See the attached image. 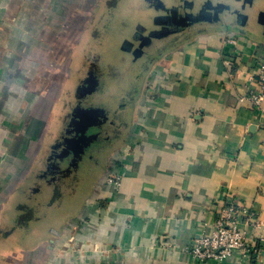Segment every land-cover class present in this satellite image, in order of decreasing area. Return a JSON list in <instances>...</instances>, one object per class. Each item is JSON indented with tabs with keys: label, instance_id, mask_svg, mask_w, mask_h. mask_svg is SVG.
Masks as SVG:
<instances>
[{
	"label": "crops",
	"instance_id": "obj_1",
	"mask_svg": "<svg viewBox=\"0 0 264 264\" xmlns=\"http://www.w3.org/2000/svg\"><path fill=\"white\" fill-rule=\"evenodd\" d=\"M28 1L0 0V264H196L188 247L228 199L264 222V109L244 100L264 58V0H136L152 23L190 16L198 25L205 3L235 9L227 24L135 61L112 41L114 0L71 91L59 68L75 71V42L61 45L49 21L37 24L53 12L45 0L34 11ZM113 175L119 187L107 184ZM256 235L248 260L206 264H264Z\"/></svg>",
	"mask_w": 264,
	"mask_h": 264
},
{
	"label": "rangeland",
	"instance_id": "obj_2",
	"mask_svg": "<svg viewBox=\"0 0 264 264\" xmlns=\"http://www.w3.org/2000/svg\"><path fill=\"white\" fill-rule=\"evenodd\" d=\"M169 0H167L168 3ZM261 1V0H260ZM35 2L28 1L26 8L34 11L35 9ZM141 4L142 1H140ZM115 6L114 0H45L43 2V8L48 10H53L51 12V16H47V14L41 15V19L37 18V24L43 25L49 21V25L51 28H55L56 34L59 38H62L61 45L66 42L64 45L66 46L67 43L75 42V55L73 58L72 67H75V71L73 72V68L68 66L64 63L59 68V76H72L71 83L67 90L71 91L72 86L78 83L79 78L84 75L85 70L87 69V65L90 63L87 61L83 65V54L86 51H89L91 48L92 54L95 55V43L93 41L94 36L99 35L101 30H98L97 27L100 24L108 23L109 16L111 15V9ZM200 10L205 13V16H197L200 19H204V22L199 23L198 25L193 23L187 27H181L177 29L169 30L162 26V23L159 19L152 23L149 19L143 20L141 14V9L138 1L136 0H119L116 6V9L113 13L115 18L111 23L114 25L121 26V30L119 32L111 35H114L112 41H114V46L117 48L116 51L119 56H125L128 58L129 61H135L136 56L140 55L145 58L147 54L151 53L152 50L160 51L164 48H167L172 45L173 42L178 40L179 38H183L190 33L191 30L201 29L203 27H208L212 25H223L224 23L227 24V12L230 10H234L235 8L228 9L226 5L218 4L215 6L212 4L205 3L203 4ZM213 9H215V16L208 15ZM152 10V9H151ZM171 11L177 13L178 11L175 8H172ZM109 14V16L107 15ZM138 15V16H137ZM38 17V16H37ZM19 21V17H13V20ZM177 19V18H175ZM197 19V18H196ZM159 20V21H158ZM22 21L25 23L26 18L23 17ZM126 21V23H125ZM14 22V21H12ZM230 22V21H228ZM33 24H36L33 22ZM130 25V27H129ZM129 27V28H122V27ZM111 24L109 26V29ZM98 30V31H96ZM146 32H143V31ZM55 33V32H54ZM108 35V34H107ZM91 37V39H90ZM19 40V38H16ZM60 48V64L63 63L64 59L66 62L67 53L66 48L63 46ZM150 49V50H149ZM140 65V64H138ZM84 66V68H83ZM142 66V64H141ZM84 69V70H83ZM93 72V70H92ZM90 74H87L89 76ZM96 78V86L98 87V78ZM63 83V80L60 81V84ZM94 84V83H93ZM76 86V85H75ZM93 88L94 85L92 86ZM78 89V86H77ZM67 95V94H66ZM75 97V93H74ZM106 101L109 102V97L105 98ZM94 102V101H93ZM111 103V102H110ZM109 103V104H110ZM94 105V104H93ZM73 108V106L71 107ZM99 120V119H98ZM64 123V121H63ZM44 164V163H43ZM89 185V184H88ZM43 193L40 197V201H44L47 197V190L48 186H43ZM50 189V188H49ZM57 189V188H56ZM82 191L78 193L75 197L76 204L82 201ZM54 201V200H53ZM56 201V199H55ZM59 201V200H58ZM33 203L35 200L33 199ZM57 205V203L55 202ZM55 205V206H56ZM64 206L59 210L60 214L63 210ZM57 209H52V212L56 211ZM46 212V211H45ZM51 211H49L50 214ZM64 213V212H63ZM55 214L50 215L52 218ZM42 215L40 214L39 217L42 219ZM44 217V215H43ZM41 229L37 228L34 232L35 235H38Z\"/></svg>",
	"mask_w": 264,
	"mask_h": 264
},
{
	"label": "built area",
	"instance_id": "obj_3",
	"mask_svg": "<svg viewBox=\"0 0 264 264\" xmlns=\"http://www.w3.org/2000/svg\"><path fill=\"white\" fill-rule=\"evenodd\" d=\"M226 42L233 46L238 45L237 39L231 34L227 36ZM225 64L230 65L231 61L226 60ZM250 76L257 90L251 89L244 100L252 108L264 109V58L262 55L257 57ZM107 184L119 187L120 180L113 175L107 178ZM217 213L211 232L203 230L202 234L195 238L188 247L196 264L222 262L235 253H238L242 259L248 260L252 249L255 248L248 240L250 231L257 233V242L264 255V222L257 220L251 210L237 207L230 198L225 201Z\"/></svg>",
	"mask_w": 264,
	"mask_h": 264
},
{
	"label": "flooded vegetation",
	"instance_id": "obj_4",
	"mask_svg": "<svg viewBox=\"0 0 264 264\" xmlns=\"http://www.w3.org/2000/svg\"><path fill=\"white\" fill-rule=\"evenodd\" d=\"M157 19H161L160 22L162 23V26L166 29L169 28V30H172V29H177V28H181V27H187L186 25H183V26H179V27H175L174 25V22H175V18H173L172 16H166V17H159ZM156 19V20H157ZM178 19V18H177ZM155 20V21H156ZM158 20V21H159Z\"/></svg>",
	"mask_w": 264,
	"mask_h": 264
},
{
	"label": "water",
	"instance_id": "obj_5",
	"mask_svg": "<svg viewBox=\"0 0 264 264\" xmlns=\"http://www.w3.org/2000/svg\"><path fill=\"white\" fill-rule=\"evenodd\" d=\"M198 21H199V19H196V18H193L190 16H182V17H179L178 19L175 20L174 25H175V27H179V26H183V25L189 26V25L196 23Z\"/></svg>",
	"mask_w": 264,
	"mask_h": 264
}]
</instances>
